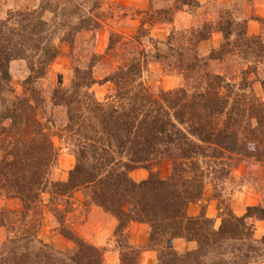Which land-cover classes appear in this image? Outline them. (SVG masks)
<instances>
[{"label":"trees","instance_id":"1","mask_svg":"<svg viewBox=\"0 0 264 264\" xmlns=\"http://www.w3.org/2000/svg\"><path fill=\"white\" fill-rule=\"evenodd\" d=\"M188 7L201 6L198 0H151L132 40L110 34L104 55L93 53L86 66L74 65L70 85L54 87L51 104L65 110L67 120L57 136L70 142L76 158L67 182L53 179L59 151L50 128L54 119L45 121L41 82L62 53L56 34L62 31L61 42L73 50L77 34L101 30V23L81 15L73 24L70 19L79 16L80 5L62 9L51 0L0 18V197L22 204L18 211H0V228L16 235L0 248V264H105V251L67 224L72 212L67 199L77 192L85 205L117 221L121 264H141L147 251L157 254L154 264L264 263V237L255 238L254 226L264 221V204L237 216L225 199L235 171L246 161L259 165L256 178L264 194V99L256 95L251 79L264 64V32L249 33L251 20L264 26V19L255 12L242 18L241 7L222 6L214 20L173 28L165 42L151 36L158 26H174ZM47 13L56 19L46 20ZM12 19L15 27L9 25ZM215 33L223 43L202 56L200 45ZM109 54L120 60L118 67L97 80L94 70ZM17 60L30 69L21 95L10 71ZM151 64L175 72L184 86L155 94L144 81ZM214 64L222 66L220 72ZM108 83L112 93L99 100L93 87ZM165 162L171 163L167 178L161 172ZM140 169L149 178L137 182L131 174ZM208 187L218 202L219 228L207 216V206L200 215H189L192 205L207 201ZM46 195L55 206L59 234L74 245L65 252L38 237ZM133 223L150 227L145 248L129 243ZM179 240L188 245L183 253L173 246Z\"/></svg>","mask_w":264,"mask_h":264},{"label":"rangeland","instance_id":"2","mask_svg":"<svg viewBox=\"0 0 264 264\" xmlns=\"http://www.w3.org/2000/svg\"><path fill=\"white\" fill-rule=\"evenodd\" d=\"M52 2H60L62 9H72L75 6L81 7L79 16H74L73 24L78 23L79 17L94 16L101 23V30L93 32H82L74 37V49H71L70 44L62 43L61 39L64 33L60 31L56 34L55 44L61 47V55L51 66L48 75L41 82V91L43 97L46 99V107L44 110L45 121L53 117L54 124L50 125L52 134H55L54 144L59 151L58 164L53 172V179L56 181L67 182L69 173L76 166V158L70 146V142L65 139L61 140L58 135V127L64 125L66 120V112L63 109H54L51 104V94L55 86H68L71 83L73 76V67L88 64L93 53L97 55H104L109 44L110 34L115 33L122 35L124 42H129L137 34L138 28L141 25L142 19L145 18L143 12L147 11L151 0H51ZM199 8H186L187 12H182L177 16L174 26H158L151 31V36L161 42L167 41L170 32L173 28L182 29L189 28L192 25L203 24L205 21H212L217 17L218 10L225 6L227 8L235 9L234 7H241L245 16H251L255 12L256 5L249 2L250 0H198ZM42 0H0V18L8 19L9 14L13 15L19 10H33L39 9ZM61 10V9H60ZM239 17V16H238ZM62 20L61 15L57 17ZM45 19L52 22L54 15L47 13ZM16 19L10 22L11 27H15ZM261 33L264 32V26L261 24ZM260 33V34H261ZM219 34L215 33L214 35ZM203 42L200 45L201 55L208 57L214 49L220 48L223 43V36ZM252 35V34H250ZM217 41L219 46L214 47ZM148 42V40L146 41ZM152 45V44H151ZM148 43V49L150 48ZM118 52V49H117ZM117 58L113 54L105 56L102 64L97 65L94 70V75L97 80L105 79L110 73L118 67ZM83 66V67H84ZM216 72H220L222 66L214 64L212 67ZM11 73L14 76L13 86L18 95L23 92L22 83L30 75V69L26 61L17 60L11 64ZM254 80L253 90L256 95L264 99V64L258 66V72L251 77ZM259 79V81H257ZM144 81L152 89L153 92L176 90L184 86L182 78L171 71H164L163 67L158 64H151L144 75ZM263 83V84H262ZM114 89L113 84L95 85L93 91L99 100H104L106 96L112 93ZM250 92V89L248 90ZM247 91V92H248ZM56 120V121H55ZM53 124V123H52ZM171 171V163L165 162L162 165V176L168 177ZM260 173V167L253 161L243 162L241 166L235 171L236 180L229 187L225 199L230 201L231 208L237 216H243L250 206H257L264 204V194L260 191L262 189L261 180L258 181L256 176ZM131 177L141 182L149 178V172L144 169L136 170L131 174ZM212 188L208 187L207 201L192 205L189 209V215L194 216V210H203L207 208V216L215 219L216 228L221 225V219L218 217V202L211 199ZM45 200V223L38 237L46 244L51 245L56 250L67 251L74 247L66 238L59 234L58 220L53 211V205H49V195L44 197ZM69 205L72 207L69 214H67V224L72 227L83 239L87 242L103 249L105 251V264H121V250L122 245L114 237V231L117 226V221L110 215L106 214L94 206L85 205V198L81 192L75 193L73 198H68ZM209 200V201H208ZM22 207L20 200L0 197V211L5 209L7 211H18ZM60 207V206H59ZM211 207V210H210ZM62 208V207H61ZM200 213L198 215H200ZM196 215V216H198ZM255 238L261 240L264 237V221H254ZM150 227L146 224L133 223L129 227L130 245L139 248H145L148 244L150 235ZM12 232H8L6 228H0V248H2L9 238H16ZM174 247L181 253L188 249V245L179 240L173 242ZM157 254L147 251L143 253L141 264H154L156 262ZM264 264V263H255Z\"/></svg>","mask_w":264,"mask_h":264},{"label":"crops","instance_id":"3","mask_svg":"<svg viewBox=\"0 0 264 264\" xmlns=\"http://www.w3.org/2000/svg\"><path fill=\"white\" fill-rule=\"evenodd\" d=\"M255 5H256V10H255V15L258 18L264 19V0H254ZM261 23L256 20H251L249 22V33L252 35H259L261 33ZM219 37V34L214 35V38ZM219 44L217 41L214 43V47L217 48ZM211 210V207H210ZM200 213V210L198 211L197 209L194 210V215H198Z\"/></svg>","mask_w":264,"mask_h":264}]
</instances>
